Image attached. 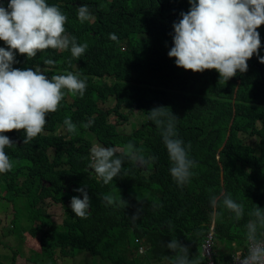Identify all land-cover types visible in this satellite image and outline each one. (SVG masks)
I'll return each mask as SVG.
<instances>
[{
	"label": "trees",
	"instance_id": "1",
	"mask_svg": "<svg viewBox=\"0 0 264 264\" xmlns=\"http://www.w3.org/2000/svg\"><path fill=\"white\" fill-rule=\"evenodd\" d=\"M47 2L67 15V31L78 43L88 44L86 53L74 59L70 51L48 50L33 61L17 54L14 67H43V60L51 58L56 63L44 65L46 75L79 73L81 79L87 78V89L82 98L66 94L59 111L48 116L43 134L30 144H23L22 131L6 133L16 145L6 149L13 169L0 174V206L5 209L9 199L16 202L20 197L18 208L11 205L15 237L28 230L19 222V212L24 211L31 233L34 222L41 235L47 228L40 237L32 233L38 264L46 259L56 262L52 252L56 246L64 258L86 251L104 264H168L164 257L172 254L165 244L174 237L205 264L201 245L212 230L216 262L231 261L236 252L231 242L241 249L246 245L248 212L254 204L264 208V64L254 56L248 71L227 83L219 81L215 70L193 73L177 67L167 53L173 46L172 24L189 9L187 0ZM81 4H88L93 14L83 23L77 18ZM258 31L264 45V26ZM110 33L118 40H111ZM260 55L264 56V47ZM158 106L169 107L177 116L179 137L190 145L189 155L197 162L183 188L171 177L160 131L147 118ZM135 111L144 118L139 125L129 133L119 130ZM65 118L77 125L76 133L67 131ZM89 119L94 123L84 128ZM95 141L121 152L131 141L143 160L123 157L126 175L105 185L89 167ZM83 185L92 199L87 219L75 216L70 208L71 197L83 198L74 191ZM221 193L244 206L243 219L235 220L223 208L218 209L222 217L211 215L210 197ZM105 194L115 198L116 206L106 205ZM55 206L67 213L62 226L51 219ZM220 243L227 247L223 252L218 250ZM246 252L245 248L242 254ZM0 264L7 263L0 259Z\"/></svg>",
	"mask_w": 264,
	"mask_h": 264
},
{
	"label": "clouds",
	"instance_id": "2",
	"mask_svg": "<svg viewBox=\"0 0 264 264\" xmlns=\"http://www.w3.org/2000/svg\"><path fill=\"white\" fill-rule=\"evenodd\" d=\"M187 2L189 9L181 11L178 22L172 24L173 46L167 53L169 58H175L177 67L193 73L215 70L219 81L227 83L238 74L246 73L248 61L254 56L264 64V56L260 55L264 45L258 31L264 26V0ZM92 16L88 4L77 8V18L82 23ZM67 21L68 17L60 7L49 4L47 0H0V41L5 45L0 47V174H7L13 169L6 149L13 148L16 142L6 133L22 131L23 144H30L43 134L48 116L59 111L66 94L81 98L85 95L87 78L81 79L79 73L69 71L50 77L46 75L44 65L53 66L56 63L51 58L43 60V67L41 64L23 69L14 67L19 63L17 54L24 56L26 61H33L48 50L70 51L74 59L82 57L88 44L78 43L77 38L67 31ZM109 38L118 40L114 33H110ZM168 109L167 106L153 107L148 111L147 118L160 131L171 164V177L178 187L183 188L190 183L197 162L189 155L190 145H185L179 137L177 116ZM63 123L69 133L77 132V125L70 118H65ZM93 123V119H89L82 126L89 128ZM123 157L130 161L143 160L140 149L131 141L122 152L94 142L90 149L89 167L94 170L97 180L107 185L122 173L126 175ZM87 187L83 185L74 189L83 198L73 196L70 202L72 213L81 219L88 218L92 206ZM102 199L106 205L116 206L111 194H105ZM210 206L214 218L223 216V212L218 210L220 208L231 212L237 221L245 215L244 206L227 193L212 195ZM140 212L141 209H138L131 217L133 222ZM248 216L250 218L245 225L247 254L240 264H264V208L254 204ZM210 233L215 247L217 239L212 230L206 233L205 238ZM231 245L236 250L232 254H242L235 242ZM165 247L172 254L164 257L168 264H202L200 259L190 254L189 246L177 237L171 238ZM138 250L143 253L145 248L140 246Z\"/></svg>",
	"mask_w": 264,
	"mask_h": 264
},
{
	"label": "rangeland",
	"instance_id": "3",
	"mask_svg": "<svg viewBox=\"0 0 264 264\" xmlns=\"http://www.w3.org/2000/svg\"><path fill=\"white\" fill-rule=\"evenodd\" d=\"M112 103L108 105H112ZM104 107H107V104H104ZM143 119H144L143 116L138 111H135L130 115V120L127 123L118 126L119 130L125 133H129L130 131L133 130V128L137 127ZM95 144H99V143L95 141ZM15 200L16 202H14L13 200L11 201L9 199L8 207L5 209H3L0 206V259L5 263L10 264V262H12V259L10 257H7V255L12 254L14 255L15 262L17 264H29V263L36 264L37 259L33 257V249L31 246L36 244L37 241L34 236L32 237V233L35 232L37 235L39 234L38 237H40L43 235V233L47 228L43 230V233L41 235V233H39L40 229L36 228L38 222H34L32 224L34 228L31 233V231L29 230L31 223L29 222V220L25 219L27 215L24 211H22L19 212L20 216L22 217L20 218L19 222H22L21 225L27 227L28 230H26L25 234H23L22 236L18 234L15 237L17 232L15 230L12 231L13 228L12 218H13V214L15 213L13 211V208L15 206L16 208H18V202H20V197H15ZM11 205L13 206V208ZM51 210H52L50 211L52 217L51 219L54 221L56 225L62 226L63 220L67 216V213H65L64 209H62V207L59 206H55ZM22 242L24 244H22ZM12 245H16V246L13 247ZM51 247L54 248L55 245L52 244ZM246 247L247 246L245 245L243 249L238 248V250L243 251ZM226 248L227 247H225L222 243H220L218 250L219 252H223L226 250ZM52 252L57 256V261L55 262L54 260L50 261L46 259L44 264H100V263L104 264V262L100 261L99 258L90 257V254L86 251L80 252L81 254L77 252L75 256L65 257V258L60 253L59 246H56L54 249H52ZM67 253L71 254V252H67Z\"/></svg>",
	"mask_w": 264,
	"mask_h": 264
},
{
	"label": "built area",
	"instance_id": "4",
	"mask_svg": "<svg viewBox=\"0 0 264 264\" xmlns=\"http://www.w3.org/2000/svg\"><path fill=\"white\" fill-rule=\"evenodd\" d=\"M213 238L212 234H207L203 244H202V256L206 258L205 264H240V261L242 258L247 254H240L236 253L233 254L232 260L227 262V263H217L215 260V254H214V249H213Z\"/></svg>",
	"mask_w": 264,
	"mask_h": 264
},
{
	"label": "crops",
	"instance_id": "5",
	"mask_svg": "<svg viewBox=\"0 0 264 264\" xmlns=\"http://www.w3.org/2000/svg\"><path fill=\"white\" fill-rule=\"evenodd\" d=\"M13 247L16 246V245H12ZM12 250V249H11ZM17 250V249H16ZM2 252H5V251H2ZM7 257H10L12 259V262H10V264H17L15 262V258H14V255L10 254V255H7ZM5 259V258H4ZM7 261V260H6ZM35 263V262H34ZM29 264H32V263H29ZM38 264V263H36Z\"/></svg>",
	"mask_w": 264,
	"mask_h": 264
}]
</instances>
